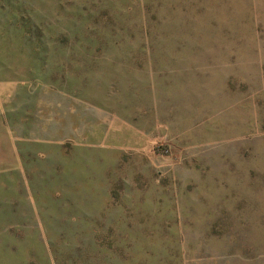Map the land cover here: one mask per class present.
<instances>
[{
	"label": "rangeland",
	"instance_id": "1",
	"mask_svg": "<svg viewBox=\"0 0 264 264\" xmlns=\"http://www.w3.org/2000/svg\"><path fill=\"white\" fill-rule=\"evenodd\" d=\"M8 85L0 264L264 262V0H0Z\"/></svg>",
	"mask_w": 264,
	"mask_h": 264
},
{
	"label": "crops",
	"instance_id": "2",
	"mask_svg": "<svg viewBox=\"0 0 264 264\" xmlns=\"http://www.w3.org/2000/svg\"><path fill=\"white\" fill-rule=\"evenodd\" d=\"M15 86H4L0 91V172L16 169L22 171L21 156L18 151L20 137L15 133L12 124L18 115L19 96ZM20 115V114H19ZM20 168V169H19ZM251 264H264L262 261Z\"/></svg>",
	"mask_w": 264,
	"mask_h": 264
}]
</instances>
